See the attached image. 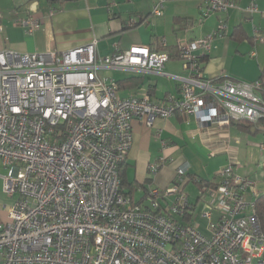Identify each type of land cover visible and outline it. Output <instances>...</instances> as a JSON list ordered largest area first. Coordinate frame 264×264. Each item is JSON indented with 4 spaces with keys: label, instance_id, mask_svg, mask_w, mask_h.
Returning a JSON list of instances; mask_svg holds the SVG:
<instances>
[{
    "label": "built area",
    "instance_id": "built-area-1",
    "mask_svg": "<svg viewBox=\"0 0 264 264\" xmlns=\"http://www.w3.org/2000/svg\"><path fill=\"white\" fill-rule=\"evenodd\" d=\"M164 3L153 5V16L164 15ZM236 6V0H202L201 16ZM248 10L259 11L255 0ZM2 17L0 12V34ZM138 22L131 17L127 25ZM22 25L31 33L42 20L28 17ZM218 27L225 34L227 24ZM254 32L264 40L257 26ZM214 36L179 45L187 71L180 77L181 96L164 99L150 92L121 96L119 81L102 73H163L169 53L147 44L107 56L98 53L97 40L43 53L0 48V159L7 170L0 176L5 193L13 200L19 195L0 223V264H264L256 180L237 172L242 162L228 140L211 150L227 152L228 163L218 182L200 184L199 200L183 190L187 162L170 186L150 188L154 206L136 201L122 186L134 119L151 127L179 112L226 139L233 124L264 119V80L205 77L198 51L210 50ZM159 168L152 164L150 172ZM200 202L208 207L201 213L208 233L198 221L181 219L194 217Z\"/></svg>",
    "mask_w": 264,
    "mask_h": 264
},
{
    "label": "crops",
    "instance_id": "crops-1",
    "mask_svg": "<svg viewBox=\"0 0 264 264\" xmlns=\"http://www.w3.org/2000/svg\"><path fill=\"white\" fill-rule=\"evenodd\" d=\"M157 1L74 0L53 3L41 0L30 5L28 10H17L14 17L5 18L0 11L4 26L0 48L43 53L69 50L97 40L98 53L107 56L117 49L128 50L133 44H147L152 50L169 53L170 60L163 73L127 70L102 73L113 75L118 81H128L120 88L121 96L150 92L155 98L164 99L170 95L181 96L180 77L187 74L178 46L215 33L210 50L198 51L206 78L264 80V40H256L254 32L257 26L258 33L264 36V0H255L258 12L248 10L252 0H236L237 6L228 12L205 18L201 16L202 0H165L164 15L153 16L152 7ZM52 7L57 11L50 15ZM28 17L40 18L42 26L27 32L22 20ZM131 17L139 22L148 19V23L138 22L130 27L127 22ZM220 21L227 24L222 35L217 32ZM252 51H256L255 56L251 55ZM242 124L230 126L226 139L213 128L209 132L202 131L193 117L189 116L187 121L179 112L169 119H156L151 127L134 119L133 144L121 173L124 191L146 205L150 188L170 186L176 180L178 166L187 162L190 169L184 188L192 186V191L187 192L189 199L199 200L200 184L195 179L219 181L218 173L228 163V153L221 151L212 155L211 150L220 149L228 140L237 148L242 162L237 172L256 180L258 194H264L261 165L264 150L260 148L264 142V119L257 124ZM152 164H160L155 174L150 172ZM0 179L1 223L8 219V206L14 200L5 193L1 176ZM246 195L253 198L249 190ZM181 219L197 221L192 216ZM201 230L208 233L207 228Z\"/></svg>",
    "mask_w": 264,
    "mask_h": 264
},
{
    "label": "rangeland",
    "instance_id": "rangeland-1",
    "mask_svg": "<svg viewBox=\"0 0 264 264\" xmlns=\"http://www.w3.org/2000/svg\"><path fill=\"white\" fill-rule=\"evenodd\" d=\"M32 1V2H31ZM39 1L41 0H0V11H2L4 13V17L5 18H9V17H14V14L17 10H21V11H25L28 10L29 6L31 5H35V3H39ZM42 1H46V0H42ZM63 1V0H62ZM58 1H55L53 3H56ZM64 2V1H63ZM16 17V16H15ZM118 77V76H116ZM7 172L6 168L4 167L1 159H0V173L1 174H5ZM1 181V179H0ZM192 186H189L188 188H184L183 190L187 193H189L190 191H192ZM18 194H16L14 197V200L18 198ZM170 200L174 199V196H171L169 198ZM145 204L147 205H151L154 206L151 198H149L148 200H146ZM208 207L205 206L204 203L200 202L197 206V209L195 210V214H194V218L197 219L200 228L205 230L207 224H208V219H205L203 217H201V213L203 212V210L207 209ZM216 215H214V219L216 220L219 216V214L216 212Z\"/></svg>",
    "mask_w": 264,
    "mask_h": 264
},
{
    "label": "trees",
    "instance_id": "trees-1",
    "mask_svg": "<svg viewBox=\"0 0 264 264\" xmlns=\"http://www.w3.org/2000/svg\"><path fill=\"white\" fill-rule=\"evenodd\" d=\"M48 2H51L50 0H47ZM140 23V22H139ZM179 47V46H178ZM179 55H180V57H181V51H180V49H179ZM135 80V79H134ZM128 81H122V80H120L119 81V84H120V88L125 84V83H127ZM134 82V84H137L135 81H133ZM130 85H132L133 86V84L132 83H130ZM129 85V86H130ZM242 123H245V122H240V123H235V124H239V125H241ZM245 124H248V123H245ZM251 124V123H250ZM242 125H244V124H242ZM121 173H122V168H121ZM122 179V178H121ZM195 181H197L199 184H201V183H208V184H212V183H214L213 181H208V180H200V179H195ZM122 186H123V183H122ZM125 192V191H124ZM126 193V192H125ZM126 194H128V193H126ZM131 195V194H130ZM132 196V195H131ZM133 197V196H132ZM140 202V201H139ZM256 209H257V214H258V217H259V219H260V222H261V225H262V228H263V230H264V194H261V195H259L258 196V198H257V201H256ZM188 217V216H187Z\"/></svg>",
    "mask_w": 264,
    "mask_h": 264
},
{
    "label": "water",
    "instance_id": "water-1",
    "mask_svg": "<svg viewBox=\"0 0 264 264\" xmlns=\"http://www.w3.org/2000/svg\"><path fill=\"white\" fill-rule=\"evenodd\" d=\"M51 2L62 1V0H50ZM63 1H74V0H63Z\"/></svg>",
    "mask_w": 264,
    "mask_h": 264
}]
</instances>
